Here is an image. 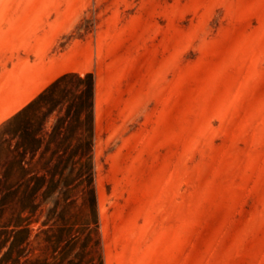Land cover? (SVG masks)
<instances>
[{
  "label": "rangeland",
  "instance_id": "374dc122",
  "mask_svg": "<svg viewBox=\"0 0 264 264\" xmlns=\"http://www.w3.org/2000/svg\"><path fill=\"white\" fill-rule=\"evenodd\" d=\"M0 264H264V0H0Z\"/></svg>",
  "mask_w": 264,
  "mask_h": 264
},
{
  "label": "trees",
  "instance_id": "16d2710c",
  "mask_svg": "<svg viewBox=\"0 0 264 264\" xmlns=\"http://www.w3.org/2000/svg\"><path fill=\"white\" fill-rule=\"evenodd\" d=\"M89 110H90V105L88 106V112H89ZM15 116H13L12 118H14Z\"/></svg>",
  "mask_w": 264,
  "mask_h": 264
}]
</instances>
